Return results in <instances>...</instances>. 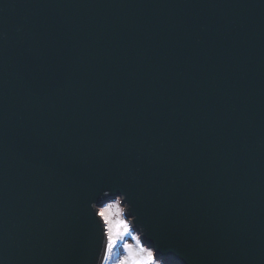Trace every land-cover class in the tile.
Instances as JSON below:
<instances>
[{
	"label": "water",
	"instance_id": "95a60500",
	"mask_svg": "<svg viewBox=\"0 0 264 264\" xmlns=\"http://www.w3.org/2000/svg\"><path fill=\"white\" fill-rule=\"evenodd\" d=\"M118 199L167 264H264V0H0V264H104Z\"/></svg>",
	"mask_w": 264,
	"mask_h": 264
},
{
	"label": "snow or ice",
	"instance_id": "6c2138e0",
	"mask_svg": "<svg viewBox=\"0 0 264 264\" xmlns=\"http://www.w3.org/2000/svg\"><path fill=\"white\" fill-rule=\"evenodd\" d=\"M123 194L127 196V192ZM120 205L121 201L116 200L115 203L99 208L95 213L103 225L101 231L103 259L110 260L113 250L117 248L118 244L123 243L126 255L118 260V264H167V257L174 254V250L156 242L145 247L137 237L132 236L131 226L123 218V209ZM92 207H95V204ZM126 237H132L136 241L135 247L125 241ZM145 240H153L150 233H145Z\"/></svg>",
	"mask_w": 264,
	"mask_h": 264
},
{
	"label": "rangeland",
	"instance_id": "374dc122",
	"mask_svg": "<svg viewBox=\"0 0 264 264\" xmlns=\"http://www.w3.org/2000/svg\"><path fill=\"white\" fill-rule=\"evenodd\" d=\"M118 200H120V199H118ZM115 202H116V200L111 202V203H108V204H112V203H115ZM108 204H106L105 206H107ZM105 206H103V207H105ZM120 206L123 209V218L126 219L125 216H124V207L122 206V204ZM126 220L129 222L128 219H126ZM129 224H130V222H129ZM131 229H132V227H131ZM132 236L137 237L140 240L139 235L137 233L133 232V230H132ZM125 241L127 243H129V244H132L133 247H135L136 241L133 240L132 237H126ZM140 242H141V240H140ZM124 255H126V250L123 247V243H120V244H118L117 248H115L113 250V254H112L110 260L105 261L104 264H118V260Z\"/></svg>",
	"mask_w": 264,
	"mask_h": 264
}]
</instances>
